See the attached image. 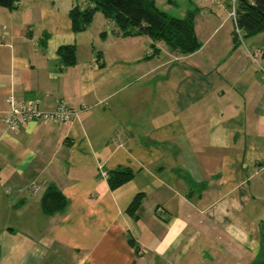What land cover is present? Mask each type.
<instances>
[{
	"label": "crops",
	"instance_id": "obj_1",
	"mask_svg": "<svg viewBox=\"0 0 264 264\" xmlns=\"http://www.w3.org/2000/svg\"><path fill=\"white\" fill-rule=\"evenodd\" d=\"M17 2L0 7V264H264V33L234 47L230 0H188L170 16L194 12L200 48L179 55L99 12L74 33L86 0ZM9 96L75 116L8 132ZM49 186L66 208L46 216Z\"/></svg>",
	"mask_w": 264,
	"mask_h": 264
},
{
	"label": "trees",
	"instance_id": "obj_2",
	"mask_svg": "<svg viewBox=\"0 0 264 264\" xmlns=\"http://www.w3.org/2000/svg\"><path fill=\"white\" fill-rule=\"evenodd\" d=\"M87 5L81 8L72 7L68 14L72 31L81 33L91 24L94 15L99 12L113 22L122 36H146L153 43L163 42L170 52L189 55L200 48L194 32V12L190 11L184 18H175L161 11L157 0H86ZM17 0H0V7L15 10ZM234 31L232 41L237 47L241 40L264 33V0H235ZM60 63L72 66L76 62L74 46H63L58 49ZM158 50L152 45V55ZM134 174L128 169L111 171L107 176L110 189H116L132 180ZM141 201L137 195L126 213L134 217ZM41 211L46 216L54 215L66 208V199L54 186H49L40 199Z\"/></svg>",
	"mask_w": 264,
	"mask_h": 264
},
{
	"label": "built area",
	"instance_id": "obj_3",
	"mask_svg": "<svg viewBox=\"0 0 264 264\" xmlns=\"http://www.w3.org/2000/svg\"><path fill=\"white\" fill-rule=\"evenodd\" d=\"M232 4L231 16L235 19L234 4L235 0H230ZM39 100L19 101L13 96L7 98L8 109L3 114L1 122L8 132H18L29 122L46 123H68L75 116L72 109L66 104L61 103L55 109L43 110L39 107ZM105 176V175H104Z\"/></svg>",
	"mask_w": 264,
	"mask_h": 264
},
{
	"label": "rangeland",
	"instance_id": "obj_4",
	"mask_svg": "<svg viewBox=\"0 0 264 264\" xmlns=\"http://www.w3.org/2000/svg\"><path fill=\"white\" fill-rule=\"evenodd\" d=\"M78 4H83L84 0H76ZM174 5L169 4V0H158L157 7L161 10L168 11L169 15H177L187 7H191L188 0H173ZM231 2V1H230ZM232 9V4H231Z\"/></svg>",
	"mask_w": 264,
	"mask_h": 264
}]
</instances>
